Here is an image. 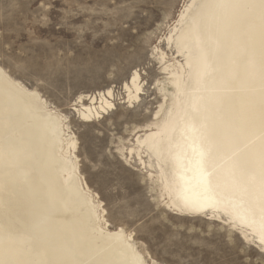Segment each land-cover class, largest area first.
Instances as JSON below:
<instances>
[{
    "label": "bare ground",
    "instance_id": "1",
    "mask_svg": "<svg viewBox=\"0 0 264 264\" xmlns=\"http://www.w3.org/2000/svg\"><path fill=\"white\" fill-rule=\"evenodd\" d=\"M212 2L185 0L163 44L155 46L152 57L169 83L158 85L163 102L152 122L134 131L136 147L127 148V155L145 169L153 166L143 149L157 160L159 173L148 172V178L168 208L192 217L209 213L208 220L214 221L225 222L227 216L242 229L249 223L258 224L264 195L258 187L250 191L234 189L226 179L220 187L209 189L201 179L199 166L201 140L197 129L206 139H213L230 121L240 119L250 103L243 89L217 100L215 94L206 93L202 87V51L208 58L237 56L244 51L247 39L242 20L225 21L219 10L197 7ZM144 87L141 76L134 82L129 79L124 85V103L132 107L140 102ZM106 90L83 95L95 102L88 109L89 119L81 118L83 110L77 112L83 122L102 119L115 109L114 90L110 98L105 97ZM205 96H209L207 103ZM3 117L10 119L0 122V139H10L19 152L14 154L10 168L0 162V225L11 227L25 258L34 250H39L45 259L62 258L66 253L87 259H115L127 254L123 240L117 238L122 227H112L102 198L82 174L76 155L79 144L68 117L37 89L29 88L0 65V118ZM243 147L241 141V150ZM125 149L119 150L123 156ZM17 172L22 173V178L17 177ZM238 231L244 238L245 233ZM124 233L131 236L135 253L146 261L133 232L124 229ZM245 240L250 241L251 236Z\"/></svg>",
    "mask_w": 264,
    "mask_h": 264
},
{
    "label": "rangeland",
    "instance_id": "2",
    "mask_svg": "<svg viewBox=\"0 0 264 264\" xmlns=\"http://www.w3.org/2000/svg\"><path fill=\"white\" fill-rule=\"evenodd\" d=\"M184 1L50 0L41 9L38 0H0V65L68 117L82 174L102 198L107 219L113 228L133 232L147 259L214 264L226 258L225 247L234 252L239 243L248 248L252 264H261L260 251L222 220H208L209 213L187 216L165 206L148 178L159 168L146 149L143 154L153 166L146 169L128 151L125 156L119 151L136 147L134 131L152 122L163 102L158 85L168 86L169 80L152 53L163 44ZM133 64L146 77L141 101L131 107L124 103L121 83L129 81V69L136 70ZM112 82L115 109L83 122L70 97L92 95Z\"/></svg>",
    "mask_w": 264,
    "mask_h": 264
},
{
    "label": "snow or ice",
    "instance_id": "3",
    "mask_svg": "<svg viewBox=\"0 0 264 264\" xmlns=\"http://www.w3.org/2000/svg\"><path fill=\"white\" fill-rule=\"evenodd\" d=\"M49 2L50 0H38V6L43 9ZM197 7L219 10L222 13L221 18L225 21L242 20L247 33V39L243 43L244 51L237 56L228 54L223 59L208 58L202 51L204 61L202 87L206 93L215 94L217 100H222L227 93L243 89L248 93L250 100L243 116L236 121H230L217 137L206 139L203 132L197 129L201 140L199 148L201 179L209 189L220 187L221 181L226 179L234 189L250 191L258 187L264 195V0H213L212 3ZM41 18L43 19L42 15ZM132 68L136 69L135 74L129 69L128 77L125 79L130 77V82H134L137 76L146 77L135 64ZM113 87L115 82L108 86L104 93L105 97L113 96ZM121 87H124L123 83ZM83 91L87 92L88 89ZM208 99L209 96H205V103ZM94 103L90 96L85 99L79 92L70 97L73 111L83 110L85 114L81 118L85 120L89 119L88 109ZM85 105H88V108H85ZM5 119L10 117L0 118V122ZM241 141L244 142L243 150L240 148ZM18 152V146L10 139L7 137L0 139V162L6 167L12 166L14 154ZM17 177L22 178V173L17 172ZM192 210L201 209L192 207ZM225 222L242 230L245 233L244 239L251 236L249 243L260 250L261 264H264V210L258 224L249 223L242 229L239 224L229 221L227 216ZM117 238L123 240L122 246L127 254L115 259H87L72 253H66L58 259H45L39 250H34L29 254V258H25L24 253L19 251V239L11 227L0 225V264H156L150 257L145 261L135 253L131 236L126 235L123 228L120 229ZM224 251L226 258L216 260L214 264H252L248 259V248L239 243L234 252L227 247ZM174 264L184 262L177 261ZM188 264L192 262L189 261Z\"/></svg>",
    "mask_w": 264,
    "mask_h": 264
}]
</instances>
